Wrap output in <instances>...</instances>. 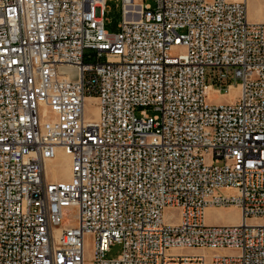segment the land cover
I'll return each instance as SVG.
<instances>
[{"label": "built area", "instance_id": "2783aa9c", "mask_svg": "<svg viewBox=\"0 0 264 264\" xmlns=\"http://www.w3.org/2000/svg\"><path fill=\"white\" fill-rule=\"evenodd\" d=\"M106 1L0 0V264H84L86 235L93 264H264V22L120 0L111 34ZM58 149L68 180L46 173ZM231 206L239 224L207 222Z\"/></svg>", "mask_w": 264, "mask_h": 264}, {"label": "rangeland", "instance_id": "374dc122", "mask_svg": "<svg viewBox=\"0 0 264 264\" xmlns=\"http://www.w3.org/2000/svg\"><path fill=\"white\" fill-rule=\"evenodd\" d=\"M146 2L153 3L152 0H146ZM247 15L250 21H260L264 22V0H247ZM103 20H104V29L111 34L117 33L119 31V24L122 20V8L120 0H107L106 8L103 12ZM233 84L238 85L239 82L233 81ZM237 95L235 91H228L222 96L211 95L210 102L213 104L219 103H228L232 98ZM85 113L87 116L95 115V105L94 98H87L85 100ZM151 112V111H149ZM51 163L47 166V174L51 179L56 178L57 180H65L68 178V160L65 155L58 149L55 158ZM64 220L63 225H75V208H66L64 210ZM205 217L208 223H216V224H227L234 225L238 222L239 219V211L234 207L228 208H208L205 212ZM252 220V219H251ZM122 250V246L119 243H114L110 246L109 250L105 252L106 258H116ZM193 252L192 250H189ZM227 252V251H226ZM93 256V242L89 235L84 237V257L85 264H91Z\"/></svg>", "mask_w": 264, "mask_h": 264}, {"label": "bare ground", "instance_id": "6f19581e", "mask_svg": "<svg viewBox=\"0 0 264 264\" xmlns=\"http://www.w3.org/2000/svg\"><path fill=\"white\" fill-rule=\"evenodd\" d=\"M238 1V0H237ZM245 2H246V5H247V0H244ZM257 22H261V19H260V21H257ZM229 91H235V92H238V88L237 87H231L230 89H229ZM207 92L208 93H211V91H210V89H207ZM222 96V95H221ZM87 98H94V97H86V99ZM85 99V100H86ZM95 99V98H94ZM233 99V98H232ZM95 101H96V99H95ZM95 109H96V111H95V115L94 116H92L93 118H97V112H98V110H97V107L95 106ZM43 113L45 114V115H48V110L45 108V109H43ZM60 150V149H59ZM62 153H63V155H65L66 157H67V160H68V167H69V171H68V178L67 179H65V180H68L69 179V177H70V158H69V156L65 153V152H63V151H61ZM54 159V158H53ZM53 159H50V160H48L47 162H46V173H47V166H48V164L49 163H51L52 161H54ZM47 176H48V174H47ZM49 178V177H48ZM52 180H57L56 178H54V176H53V178H51ZM231 207H233V206H231ZM235 208V207H234ZM208 209V208H207ZM206 209V210H207ZM235 209H237V208H235ZM206 210H205V212H206ZM238 210V209H237ZM239 211V210H238ZM206 218V217H205ZM250 223H257V221L256 220H254V219H252V220H248ZM241 222V217H240V212H239V219H238V222L236 223V224H234V225H237V224H239ZM58 231V230H57ZM193 252H196L197 250H192ZM226 251L227 250H217V252H220V253H226ZM202 253H204V255H210V254H212V251H209V250H205V251H201ZM84 264H85V260H84ZM88 264V263H87ZM91 264H93L92 263V261H91Z\"/></svg>", "mask_w": 264, "mask_h": 264}]
</instances>
